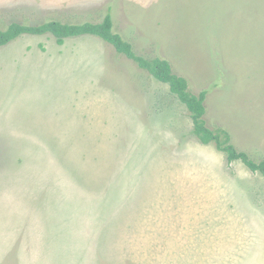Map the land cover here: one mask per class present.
Returning <instances> with one entry per match:
<instances>
[{
	"label": "rangeland",
	"instance_id": "obj_1",
	"mask_svg": "<svg viewBox=\"0 0 264 264\" xmlns=\"http://www.w3.org/2000/svg\"><path fill=\"white\" fill-rule=\"evenodd\" d=\"M108 15L264 161V0H0L3 29ZM28 193L40 213L22 212ZM1 216V264H264V177L201 144L169 85L91 35L0 48Z\"/></svg>",
	"mask_w": 264,
	"mask_h": 264
},
{
	"label": "trees",
	"instance_id": "obj_2",
	"mask_svg": "<svg viewBox=\"0 0 264 264\" xmlns=\"http://www.w3.org/2000/svg\"><path fill=\"white\" fill-rule=\"evenodd\" d=\"M114 24L110 15L102 23H85L82 25L64 24L59 21H48L38 25L10 24L7 28L0 27V48L6 47L25 35H51L58 45H64L67 39L91 35L99 37L111 44L115 50L134 61L141 69L148 71L159 82L169 85L171 93L175 95L188 109L193 126L194 135L203 145L215 144L219 151L227 155L228 162H242L250 171L264 177V161L257 163L246 153L239 152L232 144L231 135L223 128L210 129L205 116L207 109V91L195 95L189 90V82L174 73L171 63L162 58L145 59L135 54L132 45L114 32Z\"/></svg>",
	"mask_w": 264,
	"mask_h": 264
},
{
	"label": "crops",
	"instance_id": "obj_3",
	"mask_svg": "<svg viewBox=\"0 0 264 264\" xmlns=\"http://www.w3.org/2000/svg\"><path fill=\"white\" fill-rule=\"evenodd\" d=\"M10 193H11V191H10ZM39 205L40 204L34 203V202H32V205H31L30 198H29V193H28L27 194V203L26 204H24V203L22 204V212L26 213V214L27 213H31V212L40 213ZM24 206H26L27 209H24ZM0 219H1V222H2L0 224V237H2V240H3V243H4L3 245L0 244V259H2L1 260V262H2L6 258L7 254H9V252H12L11 250L13 248L14 241H13V239H10L9 241L7 240L8 236L13 238V235H11V234L5 235L8 232L9 229L11 231L13 229L12 226H11V222L8 224V217L6 218V220H4V218L1 216ZM1 262H0V264H1ZM6 264H8V263L6 262Z\"/></svg>",
	"mask_w": 264,
	"mask_h": 264
}]
</instances>
